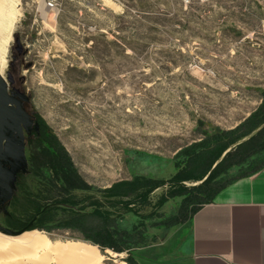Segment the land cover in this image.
Segmentation results:
<instances>
[{"label": "rangeland", "instance_id": "1", "mask_svg": "<svg viewBox=\"0 0 264 264\" xmlns=\"http://www.w3.org/2000/svg\"><path fill=\"white\" fill-rule=\"evenodd\" d=\"M8 1L15 22L1 76L9 92H23L58 136L98 208L125 226H149L152 243L133 251L140 264L178 259L187 229L150 225L175 213L183 197L161 206L164 186L149 201L125 206L129 197L107 198L104 191L136 177H172L183 148L203 133L235 128L258 109L264 0ZM26 138L23 132L15 139L24 161ZM11 210L10 203L0 208V231L13 235ZM40 231L52 240L93 244L77 231ZM108 250H101L100 264H131L128 252L116 257Z\"/></svg>", "mask_w": 264, "mask_h": 264}, {"label": "trees", "instance_id": "2", "mask_svg": "<svg viewBox=\"0 0 264 264\" xmlns=\"http://www.w3.org/2000/svg\"><path fill=\"white\" fill-rule=\"evenodd\" d=\"M261 98L258 109L235 128H216L183 148L177 155V170L172 177H136L122 181L106 189V197H129L123 205L130 206L143 197L149 201L153 191L168 186L161 206L170 198L181 196L180 207L150 226L169 230L190 222L197 211L214 202L232 183L264 168V92ZM35 114L39 126L29 138V156L14 168L8 226L16 233L54 228L77 231L102 251L128 252L126 261L140 264L133 251L152 243L145 236L149 226L143 221L125 226L98 208L100 202L90 194L92 186L80 173L69 151L46 121ZM187 182L197 184L187 186ZM78 190L88 194L80 197ZM95 218L100 222L94 223Z\"/></svg>", "mask_w": 264, "mask_h": 264}, {"label": "crops", "instance_id": "3", "mask_svg": "<svg viewBox=\"0 0 264 264\" xmlns=\"http://www.w3.org/2000/svg\"><path fill=\"white\" fill-rule=\"evenodd\" d=\"M182 227L179 258L160 264H264V168L232 183Z\"/></svg>", "mask_w": 264, "mask_h": 264}, {"label": "bare ground", "instance_id": "4", "mask_svg": "<svg viewBox=\"0 0 264 264\" xmlns=\"http://www.w3.org/2000/svg\"><path fill=\"white\" fill-rule=\"evenodd\" d=\"M8 0H0V75L8 63V45L14 26ZM113 256H121L108 250ZM105 255L97 245L75 240H52L43 231H25L19 235L0 231V264H100Z\"/></svg>", "mask_w": 264, "mask_h": 264}, {"label": "water", "instance_id": "5", "mask_svg": "<svg viewBox=\"0 0 264 264\" xmlns=\"http://www.w3.org/2000/svg\"><path fill=\"white\" fill-rule=\"evenodd\" d=\"M9 79L11 80V78ZM12 103H16L17 107H11ZM21 114L28 120L29 115L21 108L20 100L9 92L8 83L0 75V207L6 206L11 201L14 194L11 182L14 174V167L8 168L6 165H3V162L9 161V157L15 159L23 155L22 149L17 147V141L11 139L13 135H11L12 137L6 136L5 126L11 120H13L14 123L19 122ZM12 128L13 130L19 129L17 138H20L23 133L20 127L14 124ZM7 138L6 148H4V143ZM15 163H17V160ZM7 232L13 235L21 234L9 230Z\"/></svg>", "mask_w": 264, "mask_h": 264}, {"label": "flooded vegetation", "instance_id": "6", "mask_svg": "<svg viewBox=\"0 0 264 264\" xmlns=\"http://www.w3.org/2000/svg\"><path fill=\"white\" fill-rule=\"evenodd\" d=\"M13 96L17 97L20 100V106L22 109H24L29 117L28 120L25 119V116H23L22 114L20 115L19 118V122L14 123L13 120L9 121L6 126H5V134L6 136H11L13 135V137L11 138L12 140H15L17 137V134L19 133V129L13 130V125L16 124L17 127H20V129L25 132L26 135V143H27V148L29 151V145H28V141L29 138L31 137L32 132L39 126V121L37 118V115L35 114V112H33V110L30 109L29 107V99L26 98V96H24L23 92H21L19 89L17 88H13V91L11 93ZM11 107L16 108L17 104L16 103H12ZM13 130V131H12ZM8 141V138L5 140L4 143V148H6V143ZM17 160V163H15ZM10 161V162H9ZM9 161H4L3 165H8L10 167H16V166H20L21 164H23V162H25L22 157H18V158H10ZM14 163V164H13ZM1 208V207H0Z\"/></svg>", "mask_w": 264, "mask_h": 264}, {"label": "built area", "instance_id": "7", "mask_svg": "<svg viewBox=\"0 0 264 264\" xmlns=\"http://www.w3.org/2000/svg\"><path fill=\"white\" fill-rule=\"evenodd\" d=\"M49 6H53L54 4L52 3V2H49V4H48Z\"/></svg>", "mask_w": 264, "mask_h": 264}]
</instances>
